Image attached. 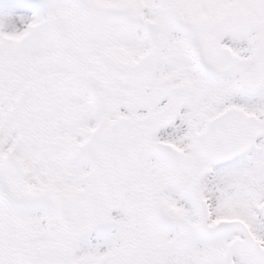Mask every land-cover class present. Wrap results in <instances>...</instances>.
I'll return each instance as SVG.
<instances>
[{"label": "snow or ice", "instance_id": "6c2138e0", "mask_svg": "<svg viewBox=\"0 0 264 264\" xmlns=\"http://www.w3.org/2000/svg\"><path fill=\"white\" fill-rule=\"evenodd\" d=\"M0 264H264V0H0Z\"/></svg>", "mask_w": 264, "mask_h": 264}]
</instances>
